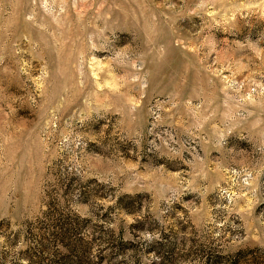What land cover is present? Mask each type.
<instances>
[{"label":"rangeland","instance_id":"374dc122","mask_svg":"<svg viewBox=\"0 0 264 264\" xmlns=\"http://www.w3.org/2000/svg\"><path fill=\"white\" fill-rule=\"evenodd\" d=\"M0 264H264V0H0Z\"/></svg>","mask_w":264,"mask_h":264}]
</instances>
